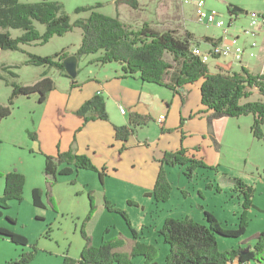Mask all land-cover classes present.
Instances as JSON below:
<instances>
[{"label":"rangeland","instance_id":"374dc122","mask_svg":"<svg viewBox=\"0 0 264 264\" xmlns=\"http://www.w3.org/2000/svg\"><path fill=\"white\" fill-rule=\"evenodd\" d=\"M48 1L63 4L65 12L71 17L73 23L80 17L89 16L88 13L77 16L74 14L75 9L101 3L103 7L98 10L99 12L106 16H118L134 30L148 24L151 28L163 33L175 31L178 37L182 38L185 37L186 32H189L193 36L191 43L193 50L197 49L203 53L209 51L210 44L213 43L208 42L207 38L218 40L224 36L222 29L208 28V26L199 24L194 16V8L185 5L183 0H144L141 8L143 11L133 10L124 3V0ZM234 7H238L243 13L232 15L230 9ZM207 8L209 11L220 13L219 18L223 19L227 26H231V32L241 36L242 30L250 26L251 15L259 17L264 15V0H207ZM36 26L40 32H45L42 25L37 24ZM12 33L13 37H18L20 34L18 31ZM263 39L262 31L258 37L260 44L257 50L258 59L261 45L264 43ZM81 40H83L82 30L74 29L64 37H55L47 45L31 50L42 57L62 51L68 55H76L81 46ZM251 41V38L240 37L241 45H249ZM207 48L209 50H206ZM3 58L7 61L18 62L23 55L8 52ZM82 58L81 69L84 70L81 78L93 70V68H87L86 62L89 61L87 59H91L90 64H97V55ZM258 62L260 64L255 65L253 60L245 59L238 64L230 59H211L208 64H204H207L213 73L218 72V69L234 72L233 68L241 72L245 68L254 75H263L264 59ZM248 63L251 66H247ZM34 71L35 68L24 67L18 73L26 83L35 76ZM122 86L121 82L116 81L107 85L105 102L110 103L112 117L117 120H128L129 114L124 118L119 113V105L126 110L130 99L127 90ZM201 86L202 81L188 85L185 88L187 101L183 103L178 97L173 105H171L173 92L161 86H155L156 90L148 94L149 100L147 102L144 100L143 103L147 108L151 106L154 108L153 116L156 122L138 130L140 141L151 145V150H153L161 139L163 127L176 128L180 113L188 117L190 112L197 110L201 104ZM7 93L8 89L0 84V98H5ZM33 99L36 101L39 96L35 95ZM32 101L25 102V99H21L14 105L15 113L9 126L13 127L10 136L15 135L16 139L0 142V173L9 174L17 171L23 175L26 182L23 201H12L8 210L0 209L2 213L0 228L25 237L28 245L20 246L9 239H0V264H8L21 259L24 255L32 257L30 264H64L66 258L77 260L87 245L84 234L96 248H100L104 242L112 243L121 238L125 239L121 251L126 253L131 251L135 241L146 246H153L157 251L156 263L166 264L170 247L164 243L160 231L169 217L178 219L187 217L207 224L204 212H209L225 229L232 231L237 229L240 217L245 211L244 195L237 187L239 180L254 189L252 207L247 211L249 226L241 238L219 237L220 251L225 253L241 247L247 250L254 249L258 236L264 233V139L253 138L251 133L253 117L246 116L239 120H232L223 129L224 140L220 152V167L200 169L191 180L186 176L185 168H167L173 193L167 203H158L146 197L143 191L146 188L143 179L146 177L145 173L148 168L139 160L135 167L126 164L115 175L108 174L103 178V182L100 181L98 173L83 170L69 177L60 176L57 183L53 181V178H48L45 172V156L48 155V151L39 128L31 121L34 105ZM258 101L264 103V96L259 92H254L253 96L244 102ZM165 102L169 107L164 104ZM168 109L174 111L175 115L166 119ZM37 135L38 138H36ZM159 145L177 149L180 147V135L175 132L166 134ZM140 156L138 149H132L127 154L128 162L133 159L137 160ZM51 180L54 182L53 204L48 201L47 196V184ZM4 188L5 179L0 177V197L4 194ZM34 189L43 192L44 208H37L33 205L32 191ZM89 194H92L95 200V210L91 217ZM105 200L111 202L119 212L127 214L131 228L139 234L137 240L127 226L123 215L105 209ZM260 259V261H253L249 264H264V256ZM133 263L146 264V259L136 256L133 258Z\"/></svg>","mask_w":264,"mask_h":264},{"label":"trees","instance_id":"16d2710c","mask_svg":"<svg viewBox=\"0 0 264 264\" xmlns=\"http://www.w3.org/2000/svg\"><path fill=\"white\" fill-rule=\"evenodd\" d=\"M35 2H23L22 0H0V50L11 52H23L26 54L28 67H41L56 69L63 76L71 80L72 86L77 85L76 80L66 73L64 61L69 57L62 51L47 57L27 53L23 46L38 44L45 46L55 37H64L74 29L82 30L83 40L75 55L78 59L84 56H96V63L109 65L117 63L122 66L125 76L136 78L146 84L161 86L186 101L185 88L202 81L200 89L202 106L211 111L212 121L223 118H236L251 116L254 118L251 133L256 140L264 139V103L244 102L259 92L264 96V74L254 75L243 68L241 72L219 71L213 73L207 64H204L199 56L193 53L191 46L193 36L186 32L185 37H178L175 31L160 32L151 28L148 24L138 30H134L117 17L103 15L98 10L103 4L84 6L75 9L74 14L80 16L88 13L87 17H80L74 23L65 12L63 4L48 0H29ZM133 10H139V0H124ZM232 15L243 13L238 7L230 9ZM37 24L45 28L42 34L37 29ZM21 32L22 35L13 38L10 31ZM208 42L214 40L206 39ZM6 72V71H5ZM9 79L0 73V80L12 90L7 105L0 104V124L11 116L14 102L17 98L38 95V102L43 104L55 88V82L44 74L42 80L32 86L21 85L16 81L18 75L8 72ZM105 98L101 95L82 105L78 114L85 119V123L99 120L108 121ZM155 122L153 116L132 112L129 124L116 128L115 138L121 142H127L138 129L149 127ZM33 137L32 134H30ZM45 172L48 178H53L57 183L60 176H72L80 170L98 173L101 182L108 175L106 169H98L92 159L84 155H75L72 152L59 153L57 157L45 156ZM161 167L153 192L149 195L158 203H167L173 193L169 181L167 168H185L186 176L193 179L200 169H211L203 159L189 157L185 148L177 151H167L163 154ZM5 179L4 194L0 197V209H9L12 201H23L25 178L17 171L9 174L0 173ZM52 180L47 184V196L50 203H54ZM238 190L244 195V209L240 217V223L236 230L225 229L218 219L209 212H204L207 224H202L192 218L178 219L169 217L165 220L160 236L165 244L169 245L170 252L166 258V264H249L260 261L264 256V233L258 236V242L254 249L239 248L220 251L218 240L223 238H241L245 235L249 220L247 211L252 207L254 189L237 181ZM33 205L44 208L43 192L34 189L32 191ZM90 199V217L95 210V200L92 194ZM134 205L133 203H129ZM105 209L112 213H120L126 219L127 226L133 235L139 238L136 230L131 228L127 214L119 212L112 203L105 200ZM0 211V215H1ZM87 245L79 259L66 258L64 264H134L133 258L141 256L146 259V264L156 263V248L146 246L135 241L130 252L121 251L125 239L115 242H104L100 248L92 246L89 238L83 236ZM9 239L12 243L27 246L28 240L5 228H0V239ZM32 257L24 255L21 259L8 264H30Z\"/></svg>","mask_w":264,"mask_h":264},{"label":"crops","instance_id":"0c3cea01","mask_svg":"<svg viewBox=\"0 0 264 264\" xmlns=\"http://www.w3.org/2000/svg\"><path fill=\"white\" fill-rule=\"evenodd\" d=\"M143 1L144 0H139L140 11H143L141 9ZM10 32L13 37V31L11 30ZM21 35L22 33L20 32L19 36ZM39 46L42 45H25L23 46V49L26 50L27 53L40 55L31 50L32 48H37ZM206 50H209V48ZM8 52L11 51L0 50V73L3 77L9 79L7 73H15L18 75V79L11 81H16L26 87L37 84L42 80L43 75L46 73L55 82L54 90L50 93L48 99H46L43 104H40L38 100L34 101L33 97L30 99L20 97L14 102V105H16L21 99H25V102H31L33 100L32 102L34 105L32 108L33 114L31 121L33 122V125L39 128L38 130L41 133L42 138L45 140V148L48 151L49 156L57 157L59 153L65 152L88 156L92 159L93 164L98 167V169H106L108 174L113 173V175L120 171V168L126 164L135 167L136 162L139 160L146 168H148L145 173L146 177L143 179L146 185V188L143 191L146 197L150 199H153L149 195L154 190L156 178H158L161 167L160 163L163 154L167 151L175 152L179 149L185 148L189 157L203 159L208 167H220V152L223 147L222 141L224 140L223 129L230 121L235 120L236 118L216 119L212 121V125L210 126L209 120L213 113L207 111L206 108L201 105V102L197 110L195 112H190L188 117H184L181 113L179 114L177 118L178 126L176 128L166 129L163 127L161 139L156 143L153 150H151V145L149 146L147 143L140 141L138 137L139 131L135 132L127 142H121L116 140L115 131L116 128L127 126L129 124V118L128 120H117L112 117L110 103L106 102L107 111L109 113L108 121H100L99 119L85 123V119L78 114L80 108L84 103L92 100L97 95H101L105 98L106 86L116 81L118 83L121 82V84H123L122 88H125L130 95L127 104L128 108L126 107V115L121 113L120 108L122 107L119 105V113L124 116V118L132 112L153 116L154 108H152V106L151 108H147L146 104L143 102L149 100V92L156 90L155 86L157 85L146 84L139 79L125 76L122 72V66L117 65V63L109 65H101L100 63L90 64L92 63L91 59H87L89 61H87L86 64L88 69L93 68V70L86 73L85 76L81 78L82 71L84 70L81 69V62L84 58L78 59L75 54H69V57H75L78 61V74L76 78L77 85L72 86L71 80L56 71V69L26 66L27 57L23 52H15L23 55V58L18 62L11 60L7 61L3 57ZM58 53L59 52L55 54ZM261 59H264V43L261 45V53L258 60L261 61ZM258 60H253V64L259 65L260 63ZM247 66H251V64L248 63ZM24 67L35 68L33 73L35 76L26 83L22 80L20 73H18ZM232 70L237 71L235 68ZM0 84H3L8 89L6 97L3 99L0 98V104L7 105L12 90L6 85L4 80H0ZM178 97L179 96H176V94L173 93L171 105H173ZM179 100L182 101L181 98ZM164 104H166V102ZM167 112L166 119L175 115V112L170 111L169 109ZM14 113L15 111H13L11 116L3 120L0 124V142L16 139L15 135L10 136L13 127L9 126ZM174 132L180 135V147L177 149L161 147L159 142H161L164 136ZM36 138H38V135ZM132 149H138L141 156L140 158H137V160L133 159L128 162L127 154Z\"/></svg>","mask_w":264,"mask_h":264},{"label":"built area","instance_id":"2783aa9c","mask_svg":"<svg viewBox=\"0 0 264 264\" xmlns=\"http://www.w3.org/2000/svg\"><path fill=\"white\" fill-rule=\"evenodd\" d=\"M183 3L187 6L194 8V16L196 21L201 24L210 27H216L223 30V37L218 40H214L210 44V50L206 53L199 50H193L196 56H199L203 63H207L211 59H230L232 62L240 64L245 59H258L257 50L259 48L258 37L264 30V15H251L250 26L242 30L241 36L251 38L252 41L249 45H241L240 37L234 35L231 32V26H227L223 19L219 18L217 11H209L207 8V0H183ZM123 115L127 114V111L120 108Z\"/></svg>","mask_w":264,"mask_h":264},{"label":"water","instance_id":"95a60500","mask_svg":"<svg viewBox=\"0 0 264 264\" xmlns=\"http://www.w3.org/2000/svg\"><path fill=\"white\" fill-rule=\"evenodd\" d=\"M64 67L66 73L71 77V79L75 80L78 74V61L75 57H68L64 61ZM249 251V250H248Z\"/></svg>","mask_w":264,"mask_h":264}]
</instances>
